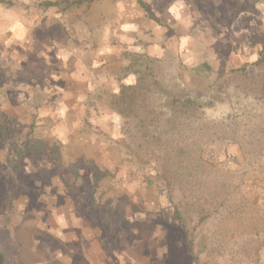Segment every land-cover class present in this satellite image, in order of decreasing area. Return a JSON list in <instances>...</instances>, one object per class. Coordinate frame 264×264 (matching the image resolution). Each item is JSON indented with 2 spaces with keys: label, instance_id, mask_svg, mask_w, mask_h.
<instances>
[{
  "label": "rangeland",
  "instance_id": "374dc122",
  "mask_svg": "<svg viewBox=\"0 0 264 264\" xmlns=\"http://www.w3.org/2000/svg\"><path fill=\"white\" fill-rule=\"evenodd\" d=\"M6 1L0 264H246L243 253L194 259L168 194L127 161L110 96L128 64L123 53L143 52V43L167 86L213 103L175 139L196 185L224 198L206 227L225 251L211 249L227 255L261 245L264 264V85L255 83L264 77L255 65L264 3L238 0L236 16L228 12L234 0H178L176 12L174 0H146L159 26L135 0H95L64 15L45 11L42 0ZM180 64L218 83L199 91L191 71L181 80Z\"/></svg>",
  "mask_w": 264,
  "mask_h": 264
},
{
  "label": "trees",
  "instance_id": "16d2710c",
  "mask_svg": "<svg viewBox=\"0 0 264 264\" xmlns=\"http://www.w3.org/2000/svg\"><path fill=\"white\" fill-rule=\"evenodd\" d=\"M95 0H42L38 5L45 11L55 10L56 15H64L77 8L90 5ZM144 14L159 26L162 22L150 13L146 0H135ZM251 5L264 3V0H248ZM0 4L13 7L11 2L0 0ZM236 7V6H235ZM242 13L238 9L236 16ZM149 45H154L149 44ZM137 46V45H136ZM125 51L128 64L122 70L117 82L119 90L110 96V108L123 121V146L127 161L137 169L142 180L158 187L168 194L175 212V222L183 230L189 253L198 259L205 251L212 259L226 256L236 258L243 253L246 264H260L263 246L239 252L227 251L224 255L223 243L209 234L208 221L217 215L216 207L224 198L210 197L199 185L194 171H190L191 159L185 148L175 143V139L185 135L191 124L200 120L204 111L213 107V103L191 96L181 86H167L159 68L160 59L146 52ZM264 70V46L255 62ZM180 78L186 76L192 86L205 92L213 88L218 81L211 82L207 77L197 74L188 67H181ZM245 68L239 70L244 72ZM236 72L231 70V73ZM133 77V82H128ZM259 82L264 85V77ZM254 84V80H251ZM201 182V181H200ZM221 247L220 250L211 248ZM211 249V250H210ZM239 253V254H235Z\"/></svg>",
  "mask_w": 264,
  "mask_h": 264
},
{
  "label": "crops",
  "instance_id": "0c3cea01",
  "mask_svg": "<svg viewBox=\"0 0 264 264\" xmlns=\"http://www.w3.org/2000/svg\"><path fill=\"white\" fill-rule=\"evenodd\" d=\"M174 1H175V3L173 5V7H172V10H173V12H176V10L179 9L178 7H179L180 4L179 3L178 4L176 3V1H178V0H174ZM235 6H242V3L241 2L239 3L238 0H234V6L229 7V11L228 12H230V13L236 12L237 13V10L235 9ZM230 8H232V10ZM229 15H232V14H229Z\"/></svg>",
  "mask_w": 264,
  "mask_h": 264
}]
</instances>
